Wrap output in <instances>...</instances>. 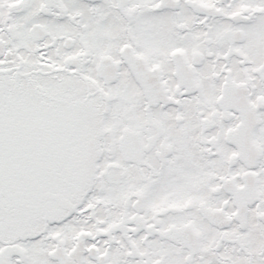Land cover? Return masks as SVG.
Segmentation results:
<instances>
[{
	"label": "snow or ice",
	"instance_id": "6c2138e0",
	"mask_svg": "<svg viewBox=\"0 0 264 264\" xmlns=\"http://www.w3.org/2000/svg\"><path fill=\"white\" fill-rule=\"evenodd\" d=\"M0 264H264V0H0Z\"/></svg>",
	"mask_w": 264,
	"mask_h": 264
}]
</instances>
